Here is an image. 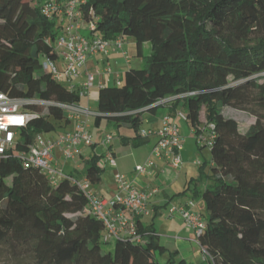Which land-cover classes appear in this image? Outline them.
Listing matches in <instances>:
<instances>
[{"label":"trees","instance_id":"16d2710c","mask_svg":"<svg viewBox=\"0 0 264 264\" xmlns=\"http://www.w3.org/2000/svg\"><path fill=\"white\" fill-rule=\"evenodd\" d=\"M45 2L0 0V93L35 115L18 132L17 152L54 131L50 119L69 125L66 107L81 100L42 68L59 59L52 42L64 34L62 15L42 13ZM77 10L95 27L89 38H131L138 57L143 44L151 46L142 69L98 90L94 126L132 128L122 138L137 143L145 139L138 130L144 114L170 106L185 114L198 143L211 132L209 173L200 176L205 229L196 241L209 264H264V0H79ZM228 109L254 124L240 131ZM106 153L84 158L82 172L55 183L12 151L0 158V253L15 264H189L143 217L134 220L138 238L112 240L113 253L101 251L99 243L110 241L102 240V221L85 212L78 183L100 182Z\"/></svg>","mask_w":264,"mask_h":264},{"label":"built area","instance_id":"2783aa9c","mask_svg":"<svg viewBox=\"0 0 264 264\" xmlns=\"http://www.w3.org/2000/svg\"><path fill=\"white\" fill-rule=\"evenodd\" d=\"M78 4L79 0H65L60 4L56 3L55 0L45 2L42 10L44 16L49 18L54 14L65 15L69 18V22L64 27V34L59 36L56 41V51L59 59L55 62L45 60L42 68L51 73L55 79L68 83L70 88L77 89L79 97L83 98L88 95L95 74L87 72L85 82L77 88L72 84L73 80L79 76V71L85 67L88 58L99 54L106 56L109 51L121 50L123 42L121 39L107 41L99 37L89 38L83 35L80 31L83 24L86 25L88 32L93 31L95 27L92 23H86L79 19ZM123 55L127 59L126 53H123ZM56 63H58L57 66ZM102 73L110 74V69L105 68ZM96 74H99V72H96ZM120 84L117 81L116 85ZM163 102L164 100L160 101V103ZM25 104L19 99L9 98L7 95L0 93V158L5 157L12 151V154L21 160L24 167L39 169L53 183L60 178L71 179V177H67L65 173L56 168L55 149L61 151L65 160H71L79 153L81 147H90L93 144V138L89 131L88 119L95 116L94 111L80 106L66 107L69 118L77 121V127L74 131L60 134L54 141L45 138L43 135H37L34 143L27 151L17 152L15 142L19 130L25 128L28 122L35 117L31 113L22 111ZM177 117L182 121H187L185 114L181 111L177 113ZM210 128L211 126H209ZM150 135H156L158 138L152 155L158 159H166L172 167L178 168L181 164L180 152L182 145L179 127L174 119L165 115L162 118V128L159 131L141 133V137L145 139ZM212 138V133L208 132L206 136H200L199 140L200 143H205V146L210 147ZM111 141L112 136L109 134L102 137V144L104 145H109ZM105 158L112 166H115V161L109 152L105 154ZM135 171L143 174L145 168L137 166ZM114 179L118 189L112 199H105L93 193L87 180L78 183L88 201L85 212L102 221L104 225L102 236L104 242L124 237L138 238L134 220L138 217H146L149 213L147 206L151 194L136 189L120 173L115 174ZM193 206L192 202H189L185 208H181L176 212L183 220L185 227L193 231L197 239L205 229V221L192 210ZM174 211H171V216ZM201 251L204 260H210L207 252Z\"/></svg>","mask_w":264,"mask_h":264},{"label":"crops","instance_id":"0c3cea01","mask_svg":"<svg viewBox=\"0 0 264 264\" xmlns=\"http://www.w3.org/2000/svg\"><path fill=\"white\" fill-rule=\"evenodd\" d=\"M80 31L85 36L89 35L86 25L84 24ZM124 40L125 39H123V43H125ZM127 43L126 48H128L129 53H131V50L135 49V43ZM123 47L125 46L123 45L122 48ZM145 48H148L147 51L149 55L151 52L150 44H143L142 52ZM123 53L125 52L121 49L109 51L106 56L99 54L88 58L85 67L79 71V76L72 84L77 88L85 82L87 72L95 74L88 95L84 97V101L80 100L79 102L80 107L89 108L94 111L96 108L93 109L90 107L93 101L92 99L94 98V91L97 92L95 99V102H97L98 90L100 88L116 85L117 81L122 83L121 78L124 79L125 73L130 70L128 66L132 64V61L124 58ZM101 67H103V70L109 68L110 74H103L101 70H99ZM96 72H99V74H96ZM180 111L181 110L178 108L175 109L169 106L162 107L154 113L146 112L144 114L142 128L139 130L141 133L149 131L156 132L162 128V118L165 115L174 119L179 127L180 142L182 145V150L180 152L181 164L178 168L172 167L166 159H158L152 155L153 148L158 140L156 135H150L137 143L136 141L124 143L122 137H130L132 135V132L125 128L120 132L121 134H119L118 139L114 141V143L106 145L108 147L110 146L109 153L115 161V166H112L106 158H104V160L107 162L106 164H110L111 173L115 172L116 174L117 171L124 175L136 189L146 194H151L147 206L149 213L146 217H143L142 221L146 225H153L161 243L169 251H176L179 257L187 263L199 264L200 259L198 253H202V251L199 248L196 237L185 227L183 220L176 211L185 208L189 202H192L194 205L192 210L196 213L198 212L202 218L205 217L206 212H204V202L201 198V192L206 182L204 176L202 175V178L200 176L201 170L206 175L209 172V168L206 169L205 166L202 167L203 163L196 160L198 153L194 145L196 144L199 146V143L196 139L192 138L195 134L188 122L182 121L177 117V113ZM91 119L93 120V118L88 119L89 131ZM101 124L102 122L96 128H99ZM76 127L77 121L71 120L69 125L66 126V131L72 132ZM91 135L93 144L90 147H81L71 164H68L70 163L68 160H64L61 151L56 148L54 152L56 167L65 174H69L73 171H77V173L82 172V160L95 153L97 143H102V137L104 136L99 130H97L95 134L91 133ZM107 150L108 148L105 149L104 153H106ZM58 156H61V159L63 158L62 163L58 161ZM101 166L103 171V163H101ZM137 166L144 167L145 172L143 174L137 173L135 171ZM92 192L105 199H112L117 193V191L114 192L105 186L102 180H100L95 190ZM173 210L175 211L171 216L170 213ZM166 214L170 217L168 220L165 218L167 217ZM150 216H152L153 219H149ZM171 217H173V219ZM166 234L170 235V238L163 236ZM162 237H165V240L161 239ZM193 245H195V247ZM205 263L209 264L206 261Z\"/></svg>","mask_w":264,"mask_h":264},{"label":"rangeland","instance_id":"374dc122","mask_svg":"<svg viewBox=\"0 0 264 264\" xmlns=\"http://www.w3.org/2000/svg\"><path fill=\"white\" fill-rule=\"evenodd\" d=\"M56 20H57V25L62 26V28H64L69 22V18L65 15L59 16ZM124 42L126 44L122 43V46L123 45L125 46L122 48V51L127 54V59L132 61V64L129 65L128 68L133 69V70L142 69L143 68V58L138 57L136 55L135 49L131 50L132 52L130 51L131 53H129V49L126 48V45L128 44L127 42L130 43V42H133V40L131 38H125ZM52 44L56 48V42H52ZM147 49L148 48H145L143 51L144 57H146L148 55ZM57 65H58V63H56V66ZM99 70H101V72H103V67L99 68ZM123 80L124 79L121 78L122 82H123ZM62 84L65 87H69V84L66 82H62ZM96 93L97 92L94 91V98L92 99L93 101L90 104V107L93 109L96 108V102H95ZM84 99H85L84 97L81 98V101H84ZM203 115H204V113L202 112L201 120H203ZM225 116L230 117V118H234L240 127V131H243V132L246 129H248V127L250 125L254 124V122H255L254 117H252L248 114L239 112V111L231 110V109H228L225 111ZM50 121L53 124V126L55 127V130L48 133V134H45L44 137L50 138L51 140L54 141V140H56L58 135L67 132L66 131V125H65L64 121H58L55 119H50ZM90 123H91L90 131L92 134L93 133L95 134V132L97 130H99L102 135L109 134L112 136V140H113L111 143H114V141H116L118 139L119 134H121L120 132L123 131V128H116V127H114V125L108 124L107 121H105V120L102 121V124L99 128H96L94 126L93 120ZM142 125H143V123H142ZM142 125L140 126V128L138 130H140L142 128ZM129 129L131 130V132H133L132 134H135L134 130L132 128H129ZM195 137H196V135L192 136L193 139H195ZM194 146H195L197 153H198L196 160L199 162H202L203 165L206 167V169L209 168L210 167V161H211L210 148L208 146L202 145V143H200V142H199V146L196 144ZM107 148H108V146L102 144L101 142H98L96 145L95 154H97V155L103 154L105 149H107ZM85 149H87V148H85ZM57 159L60 163H62L63 158L61 159V156H58ZM68 161L70 162L68 164H71V162H73V159L68 160ZM106 163L107 162L105 160H103V171L101 173V180L103 183H105V186H107L109 189L116 192L118 189V185L116 184L115 179H114L115 175H113V174H115V172L111 173V170H110L111 168L109 166L110 164H106ZM116 174H118L117 171H116ZM95 188H96V185H90L91 191L95 190ZM204 212H205V204H204ZM197 214H198V212H197ZM202 214H204V213H202ZM166 215H167V217H165V218L168 220L170 217L168 216V214H166ZM171 218L173 219V217H171ZM149 219H153V217L150 216ZM149 221H151V220H149ZM163 229H165V228H163ZM189 232H190V230H189ZM191 232L193 233L192 235L195 236L194 232L193 231H191ZM163 236H165L166 238L167 237L170 238V235H167V234L163 235ZM165 237H162L161 239L165 240ZM114 245H115L114 241H110L108 244H105L102 241L99 243L101 251L105 254L113 253ZM193 246L195 247V245H193ZM198 255H199V259H200L199 264H207L204 261L203 253H198ZM164 260L165 259H161V261H164ZM0 264H15V262L12 261L6 253H0Z\"/></svg>","mask_w":264,"mask_h":264}]
</instances>
